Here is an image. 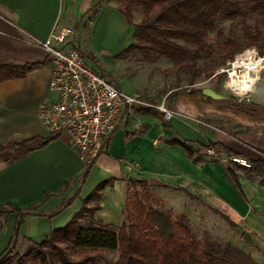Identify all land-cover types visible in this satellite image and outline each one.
<instances>
[{"label":"crops","instance_id":"1","mask_svg":"<svg viewBox=\"0 0 264 264\" xmlns=\"http://www.w3.org/2000/svg\"><path fill=\"white\" fill-rule=\"evenodd\" d=\"M98 1L0 0V66L35 65L21 77L0 82V208L11 205L27 212L19 227L18 251L27 249L19 250L27 244L26 239L39 242L52 229L68 223L101 183L105 185L94 219L120 226L128 184L150 178L184 199L199 194L251 240L264 246V181L236 170L237 190L227 176L228 163L223 166L216 161L227 159L225 153L207 154L204 161L194 163L181 146L169 144L174 139L204 146L219 143L249 159H264L259 155L264 154V70L247 96L219 95L211 105L208 96L200 98L191 92L176 93L172 99L168 97L171 92L157 95L148 78L141 82L137 68L131 69L137 61L135 51L116 58L133 40L132 28L115 3L104 0L90 21L92 6ZM56 24L77 30L74 45L98 62L88 57L87 63L102 75L108 74L122 92L152 105L160 104L157 100L162 96V103L168 99L174 112L169 121H163L155 108L135 105L128 109L108 138L106 152L94 161L83 182L80 175L85 165L68 134L50 137L37 119L39 106L53 102L55 95L49 91V57L36 41L47 38ZM113 63L122 67V74H116L118 68L114 69ZM199 114L216 116L227 122L223 125L231 123L232 132L195 128L193 118ZM75 194L64 209L49 217ZM15 222L14 213L0 215V254L9 243ZM113 254L116 260L118 253Z\"/></svg>","mask_w":264,"mask_h":264},{"label":"trees","instance_id":"2","mask_svg":"<svg viewBox=\"0 0 264 264\" xmlns=\"http://www.w3.org/2000/svg\"><path fill=\"white\" fill-rule=\"evenodd\" d=\"M103 1L99 0L92 6L94 11L90 15V21L94 20L96 9ZM112 1L115 3V9L124 16L128 26L132 28L133 40V43L116 58L133 51L164 57L170 61L171 70L183 69L188 72L189 86L193 85L198 75L197 61L208 48L209 30L219 16L239 18L243 40L247 46L241 47L234 40H227L219 45L222 63L225 64L227 60L248 47L256 46L259 53L264 54V0ZM136 8L140 9L142 14L137 22L134 21ZM243 11L257 16L252 28L247 24V17ZM75 47L82 52L78 46ZM89 58L98 64L94 57L90 55ZM33 67H35L33 64L22 67L2 65L0 82L21 77ZM103 76L109 79L108 74L103 73ZM109 82L112 83L110 79ZM182 91L186 92L184 89ZM175 94L171 92L168 97L172 99ZM169 144L181 146L186 156L194 163L204 161L208 157L209 148L213 149V156L225 153L228 163L225 170L237 190L239 185L236 170L247 176L258 177L261 182L264 181V159H249L224 148L219 143L204 146L174 139ZM2 149L0 146V150ZM233 157L245 159L249 167L235 163L231 160ZM91 165L84 167L80 175L81 182L86 178ZM147 183L148 180L141 179L128 184L124 221L120 226L103 224L94 219L95 213L99 210L97 201L105 185L101 183L82 201V207L63 227L52 229L39 242L26 239L29 246L24 252L18 251L17 244L20 239L19 227L27 212L11 205L0 208V215L16 214L9 243L0 254V264H258L251 257L233 262L225 256L202 250L186 224L185 215H174L171 211H161L153 207L156 200L146 188ZM137 186H141V190H138ZM75 196L76 194L66 200L49 217L64 209ZM91 201L95 203L90 205ZM114 252L118 253L116 260L108 262L106 254Z\"/></svg>","mask_w":264,"mask_h":264},{"label":"built area","instance_id":"3","mask_svg":"<svg viewBox=\"0 0 264 264\" xmlns=\"http://www.w3.org/2000/svg\"><path fill=\"white\" fill-rule=\"evenodd\" d=\"M76 33L71 26L56 24L47 38L36 41L49 57L52 67L49 91L55 95L53 102L39 106L37 119L50 137L68 134L70 144L86 166L106 152L108 138L128 109L135 105L149 106L158 110L165 121H169L174 112L164 103L148 104L110 83L76 49ZM263 70L264 54L255 47H248L227 60L214 76L221 75L226 89L232 94L245 97L253 91ZM244 74L248 89L239 93L231 81ZM207 154L213 156V149H207ZM231 160L249 167L243 158L233 157Z\"/></svg>","mask_w":264,"mask_h":264},{"label":"rangeland","instance_id":"4","mask_svg":"<svg viewBox=\"0 0 264 264\" xmlns=\"http://www.w3.org/2000/svg\"><path fill=\"white\" fill-rule=\"evenodd\" d=\"M243 12L246 14L247 24L252 28L257 20V16L251 15L246 11ZM141 15L140 9H134L135 22L141 19ZM260 27L263 28L261 25ZM227 40H234L239 46L247 47L246 42L243 40V32L239 23V18L232 19L226 15H222L215 20L213 27L209 30L207 40L208 48L202 52L201 57L197 61L198 75L192 86L188 85L187 71L183 69L171 70L170 68L172 65L168 64L170 63L169 60L154 54L136 52L137 61L135 64H131V69L134 67L137 68V75L141 82L148 78L149 86H151L153 90H156L157 95H167L170 92L180 93L182 89L186 92L190 90L191 94L194 96L200 98H206V96H208V105H211L212 99L218 98L219 95L227 98H238L226 89L224 78L221 75L214 76L216 70L221 68L224 64L221 60L222 53H220L219 45L225 43ZM82 54L86 61H88L85 52L82 51ZM105 66L111 69L107 64ZM112 67L117 69L119 65L113 63ZM121 68H118L116 74L119 75L123 73L124 70ZM167 70L170 71L168 72ZM204 89L213 91L218 97L204 94ZM161 97L158 98L157 103H162ZM163 102L167 108L170 109L168 106V99L165 98ZM193 120L195 123L194 125H196L195 128L198 129H207L214 133L225 131V133L227 132L230 134L232 132L231 123L223 125L227 122H221V119L218 120L216 116L209 118L204 114H199L196 115ZM259 155L263 157L264 154L260 152ZM216 161L223 166L227 165L226 158H218ZM136 188L141 190L142 187L137 186ZM146 188L151 192L153 199L156 200L153 204L155 209L161 211L168 210L174 215H185L186 224L193 232L202 250L212 251L217 255L225 256L228 260H233V262L242 261L251 257L255 262H259L258 264H264V246L261 242L251 240V238L250 240H246L244 238V232L241 231L235 223L233 224L230 219L224 218L220 209H217L214 204L205 201L199 194L188 196L184 199L180 195H174L172 191H168L156 184L150 185L147 183ZM28 246L29 245L24 243V246L19 250L26 249ZM114 257L115 255L113 253H109L107 261H114Z\"/></svg>","mask_w":264,"mask_h":264},{"label":"bare ground","instance_id":"5","mask_svg":"<svg viewBox=\"0 0 264 264\" xmlns=\"http://www.w3.org/2000/svg\"><path fill=\"white\" fill-rule=\"evenodd\" d=\"M231 84L235 87L239 93H244L248 89L247 76L246 74L242 75V77H233Z\"/></svg>","mask_w":264,"mask_h":264},{"label":"water","instance_id":"6","mask_svg":"<svg viewBox=\"0 0 264 264\" xmlns=\"http://www.w3.org/2000/svg\"><path fill=\"white\" fill-rule=\"evenodd\" d=\"M203 93L206 94V95L212 96V97H217V95H216L213 91H211V90H209V89H204V90H203ZM148 183H149L150 185H153V184H160L157 180L152 179V178L148 179ZM244 238H245L246 240H250V237H249V235H248L247 233L244 234Z\"/></svg>","mask_w":264,"mask_h":264}]
</instances>
